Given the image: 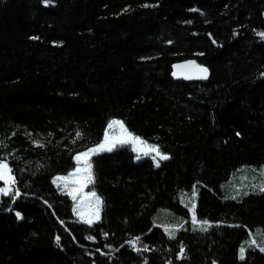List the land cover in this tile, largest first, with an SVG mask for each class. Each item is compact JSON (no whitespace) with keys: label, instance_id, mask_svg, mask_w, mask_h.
Returning a JSON list of instances; mask_svg holds the SVG:
<instances>
[{"label":"trees","instance_id":"obj_1","mask_svg":"<svg viewBox=\"0 0 264 264\" xmlns=\"http://www.w3.org/2000/svg\"><path fill=\"white\" fill-rule=\"evenodd\" d=\"M260 33L264 0H0V159L16 178L0 196V264H264V191L231 190L264 163ZM185 59L208 77L174 78ZM112 118L169 159L130 144L93 155L103 203L87 224L53 178ZM194 186L206 231L181 200ZM164 221L183 224L175 238Z\"/></svg>","mask_w":264,"mask_h":264},{"label":"snow or ice","instance_id":"obj_2","mask_svg":"<svg viewBox=\"0 0 264 264\" xmlns=\"http://www.w3.org/2000/svg\"><path fill=\"white\" fill-rule=\"evenodd\" d=\"M52 0H45V3H51ZM147 6V5H146ZM261 36H264V33H260ZM33 39H38V37H33ZM178 69L181 68H193L199 73V78L206 79L208 74V69L202 66L196 65L195 62H189L186 65H177ZM176 73H174L175 75ZM185 78L191 79L193 78L191 75H186ZM119 127L120 135L119 136H110L109 132H105L104 140L97 145L96 147L89 148L87 151L81 152L75 156V160L77 162V167L71 173L64 177H56L53 183H56L59 187L61 184L63 187L61 191L67 190L66 194L71 196L73 200H77V194L82 192L83 188L87 184L94 183V176L92 170V163L91 157L93 155L98 154L101 151H112L117 145H125L131 144L133 146V150L137 153H143L144 155H149L150 153H154L155 155L152 156L153 160H167L169 156L162 153L160 151V147L158 145H149L147 141L143 140L141 137L136 136L135 134L128 131L125 127L123 121L120 120H112L108 124V129L111 130L114 127ZM82 134L80 132L76 133L77 137H80ZM2 143V142H0ZM39 147H43L44 145L41 144L39 141H34ZM140 155H137V159H140ZM157 166H159V161H157ZM12 168L9 167V164L0 159V181L4 182V187H0V194L8 196L11 192V186L16 183L15 176L12 175ZM261 176L264 177V169L261 170ZM253 187H259L261 191H264V182L259 185H253ZM247 193H245L246 195ZM16 196H19L20 193L17 190L15 193ZM237 195H239V190L237 191ZM196 196L195 186L192 193L193 200ZM236 197L233 196L232 199ZM102 201L96 193L90 192L86 197H81V199L76 203L73 211L76 213L80 219L87 223L92 224L94 221L99 220L100 218V208L102 205ZM196 205L193 202L191 205V212H192V223L193 225H198L200 230L206 231L207 227L210 226L208 221H198L196 218L195 213ZM17 217H20V213H17ZM183 224L177 226L178 228H182ZM165 231L169 232L170 238H175L176 231H170L168 227L165 228ZM59 237H57V243H59ZM91 239V238H90ZM139 237H136L135 240L129 241L130 244L135 247L136 242L139 241ZM249 246H257V242L255 240H251L250 242H246ZM141 249L136 248V251H140ZM147 247L145 246V249ZM260 251L264 252V247H260ZM180 255L183 256V247H181ZM245 255V248L242 246L240 249V258L244 259Z\"/></svg>","mask_w":264,"mask_h":264},{"label":"rangeland","instance_id":"obj_3","mask_svg":"<svg viewBox=\"0 0 264 264\" xmlns=\"http://www.w3.org/2000/svg\"><path fill=\"white\" fill-rule=\"evenodd\" d=\"M112 120H120V121H122L121 119H119V118H112L110 121H112ZM109 121V122H110ZM109 122H108V124H109ZM124 123V122H123ZM108 124H107V126H108ZM125 125V124H124ZM106 126V129H105V131H104V137H105V132L106 131H108L109 132V134H110V136H119L120 135V129H119V127L117 126V127H114L113 129H111V130H109L108 129V127ZM125 127H126V125H125ZM127 128V127H126ZM129 132H131L130 130H128ZM131 133H133V132H131ZM134 134V133H133ZM136 135V134H135ZM136 136H138V135H136ZM104 137H103V140H104ZM140 137V136H139ZM142 138V137H141ZM143 139V138H142ZM102 140V141H103ZM143 140H145V139H143ZM101 141V142H102ZM145 141H147V140H145ZM100 142V143H101ZM148 142V141H147ZM99 143V144H100ZM99 144H97V145H99ZM148 144L149 145H155V144H153V143H150V142H148ZM96 145V146H97ZM131 145V144H130ZM96 146H94V147H96ZM91 148H93V147H91ZM131 148H132V150H133V146L131 145ZM88 150V149H87ZM87 150H85V151H87ZM134 151V150H133ZM81 152H84V151H81ZM81 152H78V153H76L75 155H74V161H75V166H74V168L73 169H71L68 173H66V174H58V175H55V177L53 178V181H54V179L56 178V177H64V176H67L69 173H71V172H73L74 170H75V168L77 167V162H76V160H75V156L77 155V154H79V153H81ZM135 152V155H136V159H137V155L139 154L140 155V157L141 158H144V157H148V158H150L152 161H153V163L155 164V165H157V161H159V163H160V161L161 160H159V157H157V160H153V158H152V156L153 155H155L154 153H150L149 155H144L143 153H137L136 151H134ZM165 154V153H164ZM167 155V154H166ZM4 161H6V160H4ZM7 162V161H6ZM262 169H264V163H262V164H260V165H245V166H243V167H241L240 168V170L235 174V175H233L232 176V178H231V180H232V188H231V190H232V192H233V194H236L237 195V191L239 190V193L240 192H242L243 191V185H244V189H245V192H247V190L248 189H250V188H254V189H259V187H253V185H259V184H261L262 182H264V177H262L261 176V170ZM236 179H238V180H240V182L239 183H236L235 182V180ZM55 185H57L56 183H55ZM90 185L91 184H87L84 188H83V190H82V192H80V193H78L77 194V200H73L72 199V197L70 196V198L72 199V202H73V207H72V210L74 209V207H75V205H76V203L81 199V197H86L87 195H88V193H90V192H93L94 190L93 189H91V187H90ZM5 185H4V182L3 181H0V187H4ZM60 189L63 187V185L61 184L60 186ZM11 190H12V186H11ZM194 190V189H193ZM193 190H192V192H181L180 193V196H181V200L182 201H186L187 203H189V206H188V209H189V213H190V221L192 222V212H191V205H192V203L194 202L195 203V205H196V197H197V189H196V187H195V192H196V196H195V198H194V200H193V197H192V193H193ZM260 190V189H259ZM64 192H67V190H64ZM95 193H96V195L97 196H99L98 194H97V192L96 191H94ZM1 195H3V194H0V196ZM100 197V196H99ZM101 199V198H100ZM100 211H101V208H100ZM195 213H196V208H195ZM73 215H74V217L77 219V220H79V221H82L81 219H80V217H78L77 215H76V213L73 211ZM197 218V217H196ZM173 222H171V221H164L163 222V228H164V230H165V228L166 227H168L169 228V230L170 231H172V230H175V231H177V226H175L174 224H172ZM259 230H261V229H259ZM262 231V230H261ZM167 232V231H166ZM167 234L169 235V232H167ZM242 247V246H241ZM241 247H240V249H241ZM261 247H264V243H263V246L261 245ZM240 249H239V254H240Z\"/></svg>","mask_w":264,"mask_h":264},{"label":"water","instance_id":"obj_4","mask_svg":"<svg viewBox=\"0 0 264 264\" xmlns=\"http://www.w3.org/2000/svg\"><path fill=\"white\" fill-rule=\"evenodd\" d=\"M193 61L195 62L196 65L207 68L205 65L197 63V61L194 59L181 60V61L175 62L172 65L171 73H172L173 77L176 79H183V80H201V78H199V73L195 69H193L191 67L178 69L176 67L177 65H186L189 62H193ZM174 73H176V74L174 75ZM186 75H191L193 78L187 79V78H185ZM208 75H209V70H208L207 77H208Z\"/></svg>","mask_w":264,"mask_h":264}]
</instances>
